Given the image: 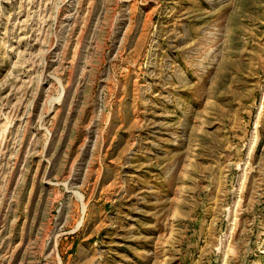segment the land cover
I'll return each instance as SVG.
<instances>
[{"label":"rangeland","instance_id":"1","mask_svg":"<svg viewBox=\"0 0 264 264\" xmlns=\"http://www.w3.org/2000/svg\"><path fill=\"white\" fill-rule=\"evenodd\" d=\"M0 264H264V0H0Z\"/></svg>","mask_w":264,"mask_h":264}]
</instances>
